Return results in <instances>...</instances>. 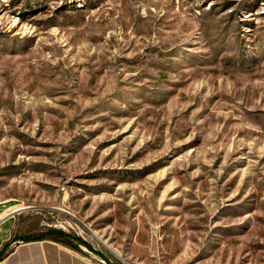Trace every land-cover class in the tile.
<instances>
[{"label": "rangeland", "instance_id": "1", "mask_svg": "<svg viewBox=\"0 0 264 264\" xmlns=\"http://www.w3.org/2000/svg\"><path fill=\"white\" fill-rule=\"evenodd\" d=\"M0 201L110 264H264V0H0Z\"/></svg>", "mask_w": 264, "mask_h": 264}, {"label": "crops", "instance_id": "2", "mask_svg": "<svg viewBox=\"0 0 264 264\" xmlns=\"http://www.w3.org/2000/svg\"><path fill=\"white\" fill-rule=\"evenodd\" d=\"M19 209L0 201V249L10 241L0 256V264H106L101 258L87 255L78 249L52 239H23L15 235V214ZM17 239L11 240L13 237Z\"/></svg>", "mask_w": 264, "mask_h": 264}, {"label": "trees", "instance_id": "3", "mask_svg": "<svg viewBox=\"0 0 264 264\" xmlns=\"http://www.w3.org/2000/svg\"><path fill=\"white\" fill-rule=\"evenodd\" d=\"M23 239H40V238H52L58 241H61L65 244H67L68 246L77 249V244H83L87 247H91L85 240H83L81 237L70 233V232H66L64 230L61 229H57V228H51L48 229L45 232H41L37 235H23L21 236ZM17 239V237H13L11 240ZM10 241L6 242L2 248L0 249V256L2 255V253H4V251L7 249L8 245H9ZM106 264H110L107 261H105Z\"/></svg>", "mask_w": 264, "mask_h": 264}, {"label": "built area", "instance_id": "4", "mask_svg": "<svg viewBox=\"0 0 264 264\" xmlns=\"http://www.w3.org/2000/svg\"><path fill=\"white\" fill-rule=\"evenodd\" d=\"M102 262H104V260H102Z\"/></svg>", "mask_w": 264, "mask_h": 264}]
</instances>
